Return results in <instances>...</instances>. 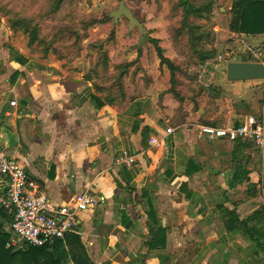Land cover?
<instances>
[{
	"label": "crops",
	"instance_id": "1",
	"mask_svg": "<svg viewBox=\"0 0 264 264\" xmlns=\"http://www.w3.org/2000/svg\"><path fill=\"white\" fill-rule=\"evenodd\" d=\"M7 23L1 16L0 139L8 156L55 205L85 192L97 198L77 215L61 264H75L71 252L86 257L77 264H264L259 151L202 134L259 115L264 80L228 82L226 62L214 89L199 95L189 83L177 99L148 40H120L109 74L138 61L140 71H124L125 99L109 100L85 79L89 59L43 57ZM240 36L247 40L232 43V62L264 64V34ZM155 41L171 60L169 40ZM249 48L262 56L253 59ZM123 152L135 156L132 166L116 165ZM6 181L0 174V200ZM0 214L10 234L1 203Z\"/></svg>",
	"mask_w": 264,
	"mask_h": 264
},
{
	"label": "rangeland",
	"instance_id": "2",
	"mask_svg": "<svg viewBox=\"0 0 264 264\" xmlns=\"http://www.w3.org/2000/svg\"><path fill=\"white\" fill-rule=\"evenodd\" d=\"M212 1L214 10L209 20L194 15L186 20L179 0H125L135 18L147 27L148 34L145 35H141L138 28L130 31L124 17L116 24L109 18L110 13L118 9L120 0H62L61 4L57 0H0V17L7 21H28L29 28L17 25V31L13 33L19 35L20 40H28L29 47L43 57L52 55L66 64L80 57L89 59L91 66L85 79L109 100L125 99L124 71L133 65H137L135 73L140 71L138 61L114 64L116 73L109 74V54L118 47L120 40H148L157 56L153 42L169 40L171 60L164 57L163 49L156 42L169 62L165 67L171 74V93L179 99L189 83L196 85L199 95L214 89L217 71L222 70L226 62L239 61L230 56L232 43L247 40L231 29L234 22L232 9L237 0ZM195 2L202 3L203 0ZM203 33L202 45L194 46L193 41L200 40ZM212 52L213 57L203 60L206 53Z\"/></svg>",
	"mask_w": 264,
	"mask_h": 264
},
{
	"label": "built area",
	"instance_id": "3",
	"mask_svg": "<svg viewBox=\"0 0 264 264\" xmlns=\"http://www.w3.org/2000/svg\"><path fill=\"white\" fill-rule=\"evenodd\" d=\"M248 53L253 59L262 56L261 52L252 48L248 49ZM11 105L15 106V102ZM202 134L210 140L226 139L253 144L259 151L260 165L264 171V107L259 115H248L237 127H203ZM115 163L118 166H132L135 156L123 152L117 156ZM0 174L7 178L5 193L0 200L1 207L12 215L10 239L6 243V249L13 252L54 246L77 227L79 213L88 211L97 204V198L90 192L76 195L66 206L52 203L29 180L19 163L8 156L1 139Z\"/></svg>",
	"mask_w": 264,
	"mask_h": 264
},
{
	"label": "trees",
	"instance_id": "4",
	"mask_svg": "<svg viewBox=\"0 0 264 264\" xmlns=\"http://www.w3.org/2000/svg\"><path fill=\"white\" fill-rule=\"evenodd\" d=\"M62 0H57L58 4H61ZM125 1V0H120ZM135 1V0H129ZM196 0H179V6L184 10V17L186 20L190 16H195L201 20H209L211 14L214 10V3L212 0H203L202 3L195 2ZM57 8L59 6L57 5ZM234 15V22L232 25V30L245 35H263L264 34V0H237L232 9ZM10 24V29L12 31H17V25L25 26V29L30 27L27 25L28 21H17L8 20ZM192 28V26H190ZM200 40L193 41V45L200 47L202 45L203 35ZM34 42V38H31ZM31 42V43H32ZM157 49L158 56L161 60V64H169V62L162 56L160 48L157 46V42H153ZM205 53V52H204ZM207 55L203 60L214 56L212 54L206 53ZM5 210V209H4ZM8 217H6L7 219ZM10 219L12 220V215L10 214ZM1 220L0 214V264H61L62 262H67L68 253L64 249L66 240H68V234H66L63 240L58 241L54 246L44 247V248H31L26 252H13L12 250L6 249V243L10 239V234L5 232L4 226L6 221ZM76 244L80 245L79 238L73 237ZM81 249L83 247L79 246ZM72 260L75 264L83 262L86 263L87 259L84 254H73Z\"/></svg>",
	"mask_w": 264,
	"mask_h": 264
},
{
	"label": "water",
	"instance_id": "5",
	"mask_svg": "<svg viewBox=\"0 0 264 264\" xmlns=\"http://www.w3.org/2000/svg\"><path fill=\"white\" fill-rule=\"evenodd\" d=\"M121 17L128 20L130 31L138 28L141 35L147 34L143 24L135 18L125 1H120L118 9L109 15L115 24ZM226 79L228 82L264 80V64L250 63L246 59L242 62L229 63L226 68Z\"/></svg>",
	"mask_w": 264,
	"mask_h": 264
}]
</instances>
